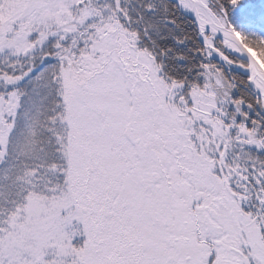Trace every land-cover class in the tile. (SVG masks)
Masks as SVG:
<instances>
[{
  "label": "snow or ice",
  "instance_id": "1",
  "mask_svg": "<svg viewBox=\"0 0 264 264\" xmlns=\"http://www.w3.org/2000/svg\"><path fill=\"white\" fill-rule=\"evenodd\" d=\"M0 264H264V0H0Z\"/></svg>",
  "mask_w": 264,
  "mask_h": 264
}]
</instances>
